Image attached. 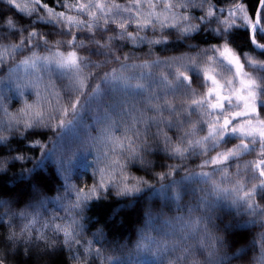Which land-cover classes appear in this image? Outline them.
Returning <instances> with one entry per match:
<instances>
[{"label":"snow or ice","instance_id":"snow-or-ice-1","mask_svg":"<svg viewBox=\"0 0 264 264\" xmlns=\"http://www.w3.org/2000/svg\"><path fill=\"white\" fill-rule=\"evenodd\" d=\"M232 2L234 8L227 12L226 19H221L216 13L224 15V9L215 8L210 0H129L128 4L113 2L110 5L92 3L91 0L88 3L53 0L51 5L47 0H0V4L7 6L0 10V68L10 71L5 65L14 62L18 56H24L19 66L35 68L38 63L54 64L71 81L63 105H59L58 97V106L52 108L47 116L37 111L35 119L29 117L33 108L40 107L39 102L35 105L26 104L25 109L15 116L10 115L0 103V111L6 117V120L0 119V178L6 175V169L15 166L16 161L25 159L8 150L12 141L4 133L14 138L23 136L27 139L29 136L40 135L42 128L51 129L52 121L58 122V128H66L79 117L86 104L104 114L102 122L107 125L105 140L111 145V152L119 150L121 155L113 158L106 152L105 158L97 161L103 164V167L97 169L100 183L88 191L78 190L77 200L71 206L73 210L81 209L101 189L107 191L106 178L108 186L115 187L118 195L127 196L141 191V181H127L124 175L127 164L121 163V160L149 167L151 161L146 157L154 150L162 151L169 158L178 157V162L191 155H207L215 151L216 154L205 160L200 167L212 165L220 168L224 178H227L229 163L238 161L245 153L256 151L255 146L258 145L261 159L244 165L253 171L247 181L250 187L239 177L232 188L221 187L212 173H199L208 178L213 190L223 194L231 206H242L247 209V215L254 219L246 220L242 225L234 218L224 224L222 232L214 224L213 229H209V224H212L210 216L202 215L190 220L188 236L196 243L194 246L186 244L181 249H175L180 254L170 260L169 264H198L196 248L201 249V255L207 249L206 264H232L233 256L228 253L233 249H239L235 257L248 259V264H264V206L257 203V198L264 201V118L260 115L264 110V60L246 56L242 63L234 47L236 34L242 31L248 42L260 50L259 55L264 56V44L258 42L264 39V0H256L259 11L251 10V15L245 3ZM57 3L64 10H54ZM206 5L207 10L204 11ZM190 9H200L201 13L191 12ZM73 11L77 15L69 14ZM38 25L57 29L55 35L62 39L53 43V34L37 30ZM109 25L114 27L109 28ZM74 31L87 32L88 35L74 34ZM97 32L100 34L97 35ZM202 33L213 37L210 41L212 47L199 50L190 41ZM172 42L186 47L189 52H196V55L173 57L163 62L145 60L143 63H129L139 59L126 51L129 44L138 48L140 45H168ZM60 48L72 50L66 54L53 51ZM37 49L49 55L40 56ZM78 50L84 54H78ZM91 57L105 59L94 63ZM112 61L119 64L120 72L115 69L111 72L99 71L107 68ZM180 62H185L184 71L177 69L175 81L177 92L184 97L181 103L186 107H177L166 98L163 105L151 101L145 105L133 102L134 97L129 90L142 89L144 85L135 75L128 73L136 69L151 71L161 63L171 66ZM245 64L256 71L245 72ZM225 66L230 70L226 79L218 78L219 73L209 74L210 69L215 71L220 68L223 71ZM189 70L197 74L203 72V86L207 91L199 98L191 89L192 81L186 74ZM140 75H143V71ZM159 78L169 82L167 74L160 73ZM221 79H224V83H221ZM235 80L239 81V87L234 86ZM182 81L187 82L189 87L185 89ZM169 87L172 85L169 84ZM225 89L228 91L225 92ZM192 115H197L198 120L192 121ZM120 124L123 125L121 135H111L112 127ZM199 125H206L207 134L200 139H193L198 130H205L199 128ZM165 128L176 131L178 135L175 141L163 131ZM232 139H239L240 142L235 147L218 150ZM17 143L22 144L23 140ZM16 151L22 150L17 147ZM6 157H11L12 163ZM236 167L239 168V164ZM117 170L122 177L119 181L112 179ZM28 172L31 175L26 182L38 198L41 195L40 172L33 169ZM13 204L11 198L4 200L0 196V208L11 211ZM31 207V204L26 205V208ZM76 214L79 215V212ZM18 215L25 223L18 230L4 236V242L0 244V264H7V252H15L13 246L16 244L22 246L23 254L29 258L33 251H38L43 258L67 249L73 261L79 264H105L107 258L102 259L101 250L93 252L91 242L83 241L80 226L74 218L67 224L61 220L58 224L51 221L36 227L41 223L38 213L22 211ZM248 224L254 227L258 224L260 230L255 234H252L251 229L242 231ZM48 230L52 232L51 237L46 235ZM213 230L221 234L215 235Z\"/></svg>","mask_w":264,"mask_h":264},{"label":"trees","instance_id":"trees-1","mask_svg":"<svg viewBox=\"0 0 264 264\" xmlns=\"http://www.w3.org/2000/svg\"><path fill=\"white\" fill-rule=\"evenodd\" d=\"M47 2L51 5L53 0H47ZM73 2L88 3L89 0H73ZM91 2L110 5L113 2L128 4L129 0H91ZM235 2L245 3V6L250 9V15L251 10L257 11L256 0H235ZM210 3L217 9H224V15L216 13L221 19H226L227 12L235 6L232 0H210ZM6 7V4H0V10ZM54 10L64 9H61L57 3L54 5ZM206 10L207 5L204 11ZM189 11L201 13L200 9H190ZM69 14L77 15L75 11ZM113 27V25H109V28ZM37 30L52 33L53 43L62 39L55 35L57 29L51 26L38 25ZM74 34L88 35L87 32L76 33L75 31ZM99 34L97 32V35ZM212 40L211 35L202 33L190 43L198 46L199 50H203L212 47L210 43ZM258 42L264 44V39ZM234 47L242 63L246 56L264 60V56L259 55L260 51L248 42L242 31L237 32ZM57 50L66 54L72 49H53V51ZM36 51L40 56L49 55L40 49ZM126 51L139 57L138 60L129 63H143L145 60L163 62L173 57L196 55V52H189L186 47L176 42L168 45H140L138 48L129 44ZM78 54L83 55L84 53L82 50H78ZM24 58V56H18L14 62H8L5 67L10 71L0 68V103L10 115L15 116L25 109L26 104L35 105L39 102L40 107L33 108L29 117L35 119L37 111H41L47 116L52 108L58 106V97L59 105H63V98L69 94L71 81L54 64L38 63L35 68L19 66L20 61ZM91 59L94 63H99L105 58L91 57ZM184 63L180 62L171 66L161 63L155 65L151 71L136 69L128 73V75H135L137 80L144 85L142 89L129 90L131 96L134 97L133 102L145 105L151 101L163 105L166 98L177 107H186L181 103L184 97L177 92L175 81L177 69L184 71ZM114 69L117 72L121 71L119 64L112 61L108 63L107 68L99 69V71L111 72ZM244 70L245 72L256 71L250 69L247 64H245ZM92 71L97 70L92 69ZM142 71L143 75H140ZM229 71L225 66L223 71L220 68L215 71L210 69L209 74L219 73L218 78L226 79ZM160 73L169 76L168 83L159 78ZM186 74L191 78V89L197 94V98L204 95L207 89L203 86L205 83L203 72L197 74L189 70ZM135 82L133 81V83ZM181 83L185 89L189 87L187 82L182 81ZM208 83L211 86L210 82ZM221 83H224V79H221ZM169 84L172 87H169ZM234 86H240L238 80L234 81ZM227 91L228 89H225V92ZM46 101L50 103H46ZM260 115L261 118H264V110ZM103 117L102 112H98L94 106L89 108L86 104L79 117L66 128H58L56 126L58 122L52 121L51 129L42 128L40 135L29 136L27 139H24L23 136L14 138L8 133H4L12 141L8 150L13 155L24 156L25 159L16 161L15 166L6 169V175L0 178V196L4 200L11 198L14 201L11 211L8 208H0V220L3 221L0 224V244L4 242L6 234L18 230L25 223L18 214L28 211L29 213H38V220L41 223L36 227L51 221L58 224L61 220L67 224L74 218L80 226L79 230L83 241L91 242L93 252L96 249L101 250L102 259L107 258L105 264H169L170 260L180 254L175 249H181L186 244L194 246L196 243L188 236L187 227L190 220L202 215L210 216L212 224H209V229H213L214 224L222 232L224 224L234 218L242 225L246 220L254 219L247 215V209L242 206H231L223 198V194L213 190L208 178L199 173L202 171L212 173L215 180L221 183V187L232 188L238 177L250 187L251 185L247 184V181L251 178L253 171L251 168H245L244 165L250 161L255 162L261 159L258 145L255 146L256 151L245 153L238 161L229 163L227 178H224L220 168L212 165L200 167L205 160H209L216 154L215 151H211L207 155H191L188 159L178 162V157L169 158L162 151L154 150L146 157L151 161L149 167L121 160V163L127 164L124 169L127 181L131 183L141 181L142 183L139 184L141 191L127 196L118 195L115 187L108 186L109 181L106 178L107 191L101 189L87 200L81 209L73 210L71 206L77 200V191L91 190L94 185L100 183L97 169L103 167V164L97 163V161L103 160L106 152L109 157L113 158H119L121 155L119 150L115 153L110 151L111 145L106 142L104 136L107 125L102 122ZM0 119L6 120L2 111H0ZM190 119L196 121L198 116L192 115ZM199 128L205 130H198L193 139H200L207 134L206 125H199ZM122 130V124L113 126L110 134L119 137ZM163 131H166L173 141L176 140L178 134L174 129L165 128ZM18 140H23V143L18 145ZM239 142V139H232L218 150L224 151L226 148L235 147ZM17 147L22 151L17 152ZM250 147L252 146L250 145ZM196 151L198 152L199 149ZM6 159L12 163L11 157H6ZM237 164H239V168L236 167ZM37 165L41 167L37 168ZM29 169L40 172L41 195L38 198L26 182L31 175L28 172ZM162 176L163 179H161ZM121 178L119 170L112 177L117 181ZM257 203L264 206V201L259 198H257ZM29 204L32 207L26 208V205ZM77 212L79 215L76 214ZM222 220L223 223H221ZM52 226L55 227L54 224ZM248 229H251L252 234L260 230L258 224L255 227L248 224L241 230L247 231ZM221 232L213 230L215 235H220ZM46 235L51 237L52 232L48 230ZM13 247L16 251L9 250L7 252V264H79V262L73 261L72 254H69L67 249L56 255L43 258L38 251H33L32 257L29 258L23 254L20 244ZM195 251L198 264H206L207 249L203 250V255H201V249L196 248ZM238 251L239 249H233L228 253L229 256H233L232 264H248V259L235 257Z\"/></svg>","mask_w":264,"mask_h":264},{"label":"water","instance_id":"water-1","mask_svg":"<svg viewBox=\"0 0 264 264\" xmlns=\"http://www.w3.org/2000/svg\"><path fill=\"white\" fill-rule=\"evenodd\" d=\"M257 11H259V9L257 8ZM258 51H260L259 49H257Z\"/></svg>","mask_w":264,"mask_h":264},{"label":"rangeland","instance_id":"rangeland-1","mask_svg":"<svg viewBox=\"0 0 264 264\" xmlns=\"http://www.w3.org/2000/svg\"><path fill=\"white\" fill-rule=\"evenodd\" d=\"M244 77H241V79H243ZM232 148V147H231Z\"/></svg>","mask_w":264,"mask_h":264}]
</instances>
